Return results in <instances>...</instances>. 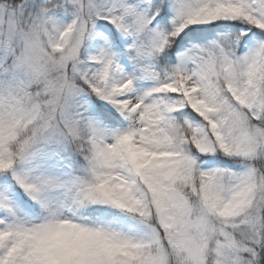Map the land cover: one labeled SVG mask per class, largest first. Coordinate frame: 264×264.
<instances>
[{
	"label": "snow or ice",
	"instance_id": "snow-or-ice-1",
	"mask_svg": "<svg viewBox=\"0 0 264 264\" xmlns=\"http://www.w3.org/2000/svg\"><path fill=\"white\" fill-rule=\"evenodd\" d=\"M0 264H264V0H0Z\"/></svg>",
	"mask_w": 264,
	"mask_h": 264
}]
</instances>
